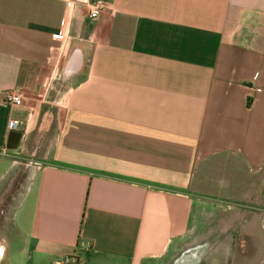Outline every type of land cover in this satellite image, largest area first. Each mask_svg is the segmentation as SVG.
I'll use <instances>...</instances> for the list:
<instances>
[{"label":"crops","instance_id":"obj_1","mask_svg":"<svg viewBox=\"0 0 264 264\" xmlns=\"http://www.w3.org/2000/svg\"><path fill=\"white\" fill-rule=\"evenodd\" d=\"M68 256L264 264V0H0V264Z\"/></svg>","mask_w":264,"mask_h":264},{"label":"built area","instance_id":"obj_2","mask_svg":"<svg viewBox=\"0 0 264 264\" xmlns=\"http://www.w3.org/2000/svg\"><path fill=\"white\" fill-rule=\"evenodd\" d=\"M66 6L69 7V3H67ZM103 7L104 5L100 1L96 2L89 10L90 15L98 16L102 11ZM58 36L61 38L63 37L61 33H59ZM3 101L4 103L11 106H20L22 103V95L20 94V92L7 93L4 95ZM20 126L21 122L15 119L10 120L7 124L9 130H18ZM71 261L74 262L73 258L68 256L64 258L62 262H59L57 264H68Z\"/></svg>","mask_w":264,"mask_h":264},{"label":"rangeland","instance_id":"obj_3","mask_svg":"<svg viewBox=\"0 0 264 264\" xmlns=\"http://www.w3.org/2000/svg\"><path fill=\"white\" fill-rule=\"evenodd\" d=\"M4 264V263H3Z\"/></svg>","mask_w":264,"mask_h":264}]
</instances>
